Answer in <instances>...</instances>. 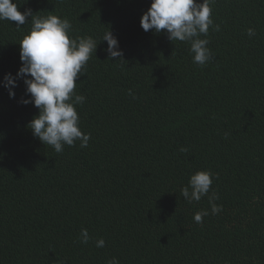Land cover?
Returning <instances> with one entry per match:
<instances>
[{"label":"trees","instance_id":"trees-1","mask_svg":"<svg viewBox=\"0 0 264 264\" xmlns=\"http://www.w3.org/2000/svg\"><path fill=\"white\" fill-rule=\"evenodd\" d=\"M13 2L67 18L70 37L98 46L74 89L88 146L57 153L28 127L39 109L20 102L31 17L19 29L0 21V264H264V0H215L205 66L189 43L142 29L152 0ZM108 31L122 58H109ZM202 170L216 174L211 190L189 203L181 189Z\"/></svg>","mask_w":264,"mask_h":264},{"label":"clouds","instance_id":"clouds-1","mask_svg":"<svg viewBox=\"0 0 264 264\" xmlns=\"http://www.w3.org/2000/svg\"><path fill=\"white\" fill-rule=\"evenodd\" d=\"M214 3L215 0H152L150 8L141 18V27L146 32L166 31L169 40L189 43L193 62L205 66L213 53L208 47L210 41L200 37H207L210 27L213 31L220 30L212 18L211 5ZM28 17H31L32 28L19 43L23 64L17 73V77L24 79L26 95L30 94V99L22 98L20 102L25 105L33 103L39 109V114L28 127L36 138L44 145L52 146L57 153L63 152L64 145L74 147L76 141H80L81 148H86L91 134L81 130L75 107L83 104L85 97L76 94L74 89L78 78L83 75L82 69L91 55L96 53L97 41L91 36L70 37L72 24L67 18L61 19L58 15L35 16L31 9L24 12L18 10V3L13 0H0V21L16 22L19 29ZM247 34L252 37L256 33L253 28H249ZM102 40L107 41L106 52L110 59L123 57L118 38L111 31L106 32ZM4 86L9 89L10 98H15L12 89L17 86V78L6 74ZM129 95L135 98L131 90ZM180 151L187 152L188 149L181 148ZM214 177L216 174L210 170L197 171L190 176L189 184L181 189V195L189 203L199 202L209 194ZM208 199L212 214L222 211V205L214 203L219 199L215 191ZM208 214L207 210L197 212L194 221L203 223V217ZM90 239L92 237L88 230L82 229L79 241L87 244ZM95 243L98 248L105 246L103 238ZM108 264L120 262L114 257Z\"/></svg>","mask_w":264,"mask_h":264}]
</instances>
